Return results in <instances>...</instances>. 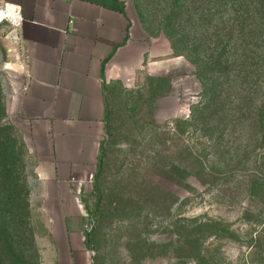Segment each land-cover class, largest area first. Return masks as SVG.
Listing matches in <instances>:
<instances>
[{"label":"rangeland","instance_id":"obj_1","mask_svg":"<svg viewBox=\"0 0 264 264\" xmlns=\"http://www.w3.org/2000/svg\"><path fill=\"white\" fill-rule=\"evenodd\" d=\"M128 2L203 84L165 121L154 117L164 81L109 84L95 170L78 191L88 264H264L254 181L264 180V0ZM11 24L0 14V264H57L34 155L10 111Z\"/></svg>","mask_w":264,"mask_h":264},{"label":"crops","instance_id":"obj_2","mask_svg":"<svg viewBox=\"0 0 264 264\" xmlns=\"http://www.w3.org/2000/svg\"><path fill=\"white\" fill-rule=\"evenodd\" d=\"M13 6L21 19L11 24L19 60L10 111L34 155L57 264H88L78 191L95 170L109 84L134 86L140 73L164 81L157 121L183 115L202 84L166 37L146 32L128 0H0L3 19Z\"/></svg>","mask_w":264,"mask_h":264},{"label":"built area","instance_id":"obj_3","mask_svg":"<svg viewBox=\"0 0 264 264\" xmlns=\"http://www.w3.org/2000/svg\"><path fill=\"white\" fill-rule=\"evenodd\" d=\"M3 8L5 9V8H7V6H3ZM12 11L14 12L13 16H12V18H8V19H10V21L12 23H16V22L20 21L21 16L19 15V9L15 6H13Z\"/></svg>","mask_w":264,"mask_h":264},{"label":"trees","instance_id":"obj_4","mask_svg":"<svg viewBox=\"0 0 264 264\" xmlns=\"http://www.w3.org/2000/svg\"><path fill=\"white\" fill-rule=\"evenodd\" d=\"M194 73L198 76V78L200 79V81H201V84H203V76H202V74H201V71H194ZM255 182H257V184H258V186H264V180L263 179H261V178H256L255 180H254Z\"/></svg>","mask_w":264,"mask_h":264}]
</instances>
